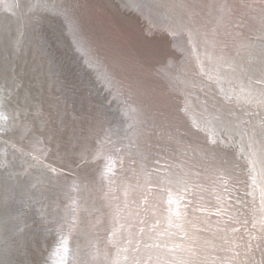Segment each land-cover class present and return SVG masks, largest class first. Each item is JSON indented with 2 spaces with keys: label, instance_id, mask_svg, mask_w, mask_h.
<instances>
[{
  "label": "water",
  "instance_id": "95a60500",
  "mask_svg": "<svg viewBox=\"0 0 264 264\" xmlns=\"http://www.w3.org/2000/svg\"><path fill=\"white\" fill-rule=\"evenodd\" d=\"M156 3L187 6L189 22H207L200 0H0V264H114L112 238L142 223L145 235L170 242L167 260L162 251L150 262L139 246L129 264H264V50L249 55L255 22L239 23L243 3L216 1L213 18L219 11L226 25L213 21V31L240 54L217 60L202 50L205 66L179 65L162 21L148 18ZM176 65L202 73L184 74L200 85L186 99L166 93ZM77 77L88 83L75 86ZM64 78L73 95L58 85ZM143 80L172 109L153 101L126 111L124 93ZM182 124L188 142L169 147L165 137ZM210 125L228 131L226 144L206 138ZM210 141L198 189L178 202L167 193L172 204L161 210L155 170L187 164L190 148Z\"/></svg>",
  "mask_w": 264,
  "mask_h": 264
},
{
  "label": "bare ground",
  "instance_id": "6f19581e",
  "mask_svg": "<svg viewBox=\"0 0 264 264\" xmlns=\"http://www.w3.org/2000/svg\"><path fill=\"white\" fill-rule=\"evenodd\" d=\"M200 1H202L204 5L199 4L198 5L199 9L197 10L201 11V15L202 14L204 15V17L207 19L206 20L207 22H198V23H194L193 21L189 22L190 20L189 15H191V13L184 10L187 8V6H184L183 10L181 8L178 10H171V9L162 10L163 7H161V5L157 3L151 4L150 6V7L155 8L153 12H154V15L156 16L151 15L148 18H153V19L155 18L156 20L162 21L163 23L162 28L165 29V32H166L165 37H166V42L168 43V48L171 49V52L173 54H178L177 56L180 58L179 60L181 61L179 62V65H182V63L185 62L184 60H187L189 58L191 62V58H192V62H194L195 60L197 61L196 65L203 66L202 65L203 63L205 66L207 64V62L204 61L205 59L196 56L197 54L198 55L202 54L203 56H206L203 53H201L202 50L214 53L215 55L213 54L209 55V58L211 59L216 58L218 60L220 59L219 57H217L219 53L223 55V54H228L229 52L231 54H234V56L238 57V55L241 52V49L235 48L233 43L229 42L228 40H224L223 37L219 33L213 31V28H212L213 21L216 24H221L223 26L226 25V22L224 20L225 17H223L222 14H219V11H217V14L219 17L216 16L213 18V14L216 13V10H217V9L216 10L214 9L216 6L215 2L219 0H200ZM231 1H235L238 4L243 3L244 8L242 9V13L247 12V11L249 13V19L247 20L245 19L246 15L244 13L242 14L241 11L239 10L240 12V16L238 17L240 19L239 23L242 24L243 22H245L244 20H246L244 28L245 27H247V29L250 28L249 27L250 19L253 18L255 22L253 29L257 28V31L253 32L251 40L256 42V47L258 48L252 49V52H249V55L251 53V55L255 57L257 53L263 52L264 50V8L259 7L264 4V0H251L252 3L250 2V0H231ZM259 3H261L262 5H260ZM209 10H211L212 13H210ZM255 10H257V13ZM207 11L209 12V14H207ZM252 13H255V15H253L254 17L252 16ZM206 23L211 28L207 27ZM236 23H238L237 20H235V24ZM239 23L237 24V27H239ZM261 44L263 46H261ZM247 61L250 62L251 60L248 59ZM247 61H244V62L241 61L240 66L238 65V68L243 74H247V75L249 74L253 76L252 72L255 73L254 69L253 71L252 69H250L251 67L249 66H251V64L247 65L246 64ZM252 62L254 63V60H252ZM198 67L199 66H196L193 69H190V68L188 69L186 67L180 68L178 65H176L175 69H173L174 67L169 68V69H172V71H174L172 72L173 74L172 76H168L169 80L167 82V87L165 88L166 93L171 94V97L169 99H174V97L180 98V99H186L188 96L192 95V92L190 90L194 91L198 87H200V85L197 84V82L191 83L189 79L185 76V75H190V78H193V79L197 78V76L202 77V73H199L197 71ZM62 77H65V76H62ZM215 77L217 78L218 81L223 80L222 78H218L217 76ZM207 80H208V77H207ZM210 80H213V79L210 78ZM84 82L88 83L87 80L86 81H84L83 79L80 80L77 77V80L73 84L77 86L78 84H82ZM146 82L140 86L141 87L140 89L133 88L130 90V91L133 90L135 93H130V94L124 93L125 96L133 99V102H131L128 98L125 97V100L128 103V107L125 108V110L128 112L136 113V111H138L136 106H139V107L147 106L153 103V101H155V103H153L155 106L164 105L165 107H168V109H172L170 102L166 100V96H165L166 93L163 98L161 97V95H156L154 88L146 84ZM58 85L65 86V89L73 95V90H72V87L70 86L71 83L67 82L66 78L61 79ZM142 86H144V88ZM179 92L181 94H179ZM146 93L148 94L147 96H146ZM150 95H154L155 98L151 100L149 98ZM135 102L137 103V105H135ZM156 115H159V114L157 113ZM142 120H145V119L142 118ZM149 120L152 121V116H150ZM189 128L191 127L190 126L186 127V124H182L181 127L172 129L171 130L172 133H170L169 132L170 130H169L167 133H170V134H168V136L165 137V139L167 138L166 139L167 145L169 147L171 146L180 147L181 145L178 143V141L180 142L181 140L183 141L184 139L185 142H188V136H186L185 134L189 132ZM206 128L205 130H202L203 132L205 131L204 133L207 134L206 138L209 137L211 138V140H218V142L216 143L217 146H220V143L221 145L226 144V143H223V140H227L228 138H230L228 131L223 130L221 127H218L217 125H210L208 126V129ZM182 129L184 130V133L181 134ZM109 131H112V130L107 128L106 130L107 136H110ZM202 131H199V133H201ZM140 132H141V129L138 130L137 133H140ZM137 133H134L132 136V139L134 140L133 143L135 145H139L141 141L139 136L135 137V134ZM188 146L189 148L191 147V145L189 144ZM213 146H214L213 143L210 141L208 143H204L203 146L201 145L200 148L199 147L197 148L196 146L191 147L189 151H190V154L194 156V158H192L191 160H188L187 164H184V163L179 164L177 163V160H175L174 163L170 164V166L167 168L169 169L168 172H162L163 171L162 168L161 170H155V173H156L155 178L160 182L159 184H161L160 185L161 187L159 188L161 189V191H159V198H158L159 201L157 202L158 203L157 205L163 208L161 210H166L170 208L172 204V200H171V203L168 204V199H170V196L169 195L167 196V193L171 194V196L174 197L175 201L178 202L179 198L181 199L183 196H185V194L188 191H193L194 189H198L197 185H199L200 181L197 182L196 179L199 177V174L201 177L203 176V173H204L203 169H200V167L202 166L201 163L203 162V159H204L203 156H206L207 159L214 156V153L211 148ZM108 155H109V151H108ZM168 157L166 156L165 160H167ZM170 162L171 160H169V163ZM173 175H177V177L174 179L172 178ZM184 179H186L187 181L183 182ZM192 181L193 183H190ZM194 183L196 187L191 186V184H194ZM173 187H175V190L181 188L182 193H179V196H177V192L175 190H172ZM50 188L51 189L54 188V183L50 186ZM57 189H58V185L54 189L55 192ZM38 201L40 202L39 195H38ZM179 202H181V200ZM154 204L155 202L153 203V205ZM129 205L131 206V203H129ZM155 209L158 210L157 208ZM163 212L166 215L165 217L167 216L169 217L170 213L173 214L170 210L163 211ZM156 215L157 214L152 213V217H155ZM159 215L162 218V215L161 214ZM140 225L139 227H137L135 232L125 231L124 233L123 232L119 233L120 234V237H118L119 239H117V235H118L117 233V235L114 236V238H112L113 243H115V246L117 249L116 253L118 252L117 254H114L113 252L114 260H115L114 264H129L130 256L137 255V253L140 250V249L138 250L137 248L139 246L142 248L141 249L142 252H148V254H145L146 259L148 261L152 262L156 257L160 258L161 260L162 251L164 255L162 259L166 258L167 260V249H168L167 245L170 244V242L167 241L165 243L164 242L161 243L160 237L156 234L152 235L153 233L145 235L149 232L145 230L146 228L144 227L143 223L141 226ZM127 228L129 227L127 226ZM108 263H110V261ZM95 264H98V263H95Z\"/></svg>",
  "mask_w": 264,
  "mask_h": 264
}]
</instances>
